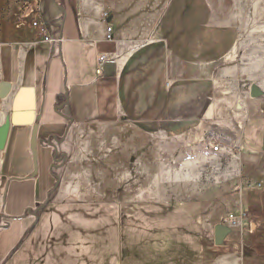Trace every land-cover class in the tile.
Instances as JSON below:
<instances>
[{"label":"crops","instance_id":"1","mask_svg":"<svg viewBox=\"0 0 264 264\" xmlns=\"http://www.w3.org/2000/svg\"><path fill=\"white\" fill-rule=\"evenodd\" d=\"M220 2L37 0L39 35L16 31L0 38V125L9 118L0 151V264H207L208 255L215 258L205 213L200 220L193 206L170 199L128 201L125 188L144 185L142 170L150 171L149 186L157 185V139L173 136L167 130L174 116L188 123L193 108L203 106L159 92L172 93L175 75L193 74L234 48L239 28L216 9ZM99 54L106 59L97 73ZM159 121L168 129L159 130ZM34 125L42 163L52 155L55 163L57 190L49 201L31 176ZM9 157L15 164L5 167ZM11 170L24 173L15 177Z\"/></svg>","mask_w":264,"mask_h":264},{"label":"rangeland","instance_id":"2","mask_svg":"<svg viewBox=\"0 0 264 264\" xmlns=\"http://www.w3.org/2000/svg\"><path fill=\"white\" fill-rule=\"evenodd\" d=\"M220 1L216 9L223 12L229 23L238 26V40L219 62L200 67L193 74L175 75L172 93L159 92V98L199 99L203 106L193 108L188 123L174 116L170 130L166 122L159 121L158 129H168L173 136L157 139V185L153 181L149 186L150 171L142 170L147 176L143 180L145 186L126 187L125 192L128 201H133L135 195L137 200L182 201L199 211L200 220L202 212L205 213L202 222L207 242L215 250V258L208 255L207 264H264V0ZM37 6V0H0V38L16 35V31L31 39L35 38L34 33L39 35ZM60 54L63 94L69 99L67 69ZM174 67L175 71H181L176 62ZM149 87L150 84L144 86V97L150 93ZM2 99L0 85V115ZM187 124L191 140L184 143L182 134ZM32 131L28 149L31 173L34 170ZM243 138L251 143L245 146ZM38 139L37 130L34 145L37 172L33 178H38V194L43 193L45 201H49L57 190V175L54 168L51 170L55 163L53 155L50 162L42 163L41 151L39 154L37 151ZM210 143L219 146L218 153L205 147ZM9 159L5 167L15 164ZM185 159L190 161L189 167L184 166ZM154 164L152 161L151 166ZM11 171L15 177L24 173ZM160 206L169 208L158 203ZM174 210L183 213L180 207L175 206ZM229 215H233L235 222L223 228L222 222ZM132 222L133 219H128L122 226L129 227ZM216 227L226 229L220 244L214 241Z\"/></svg>","mask_w":264,"mask_h":264},{"label":"water","instance_id":"3","mask_svg":"<svg viewBox=\"0 0 264 264\" xmlns=\"http://www.w3.org/2000/svg\"><path fill=\"white\" fill-rule=\"evenodd\" d=\"M8 130H9V118L5 117L4 122L0 125V151H2L5 147V143H6L7 135H8ZM36 132H37V126L34 125L33 131H32V137H31V150H32V153L34 156V170H33V173L31 174V176H35V174L37 172V167L35 164V149H34ZM63 157L64 156H62V159H63ZM55 161H60V159L55 158ZM222 227L226 228L225 226H222ZM223 228L216 227L214 230V241L216 244H220L221 241L223 240V237H224L225 232H226V229H223Z\"/></svg>","mask_w":264,"mask_h":264},{"label":"built area","instance_id":"4","mask_svg":"<svg viewBox=\"0 0 264 264\" xmlns=\"http://www.w3.org/2000/svg\"><path fill=\"white\" fill-rule=\"evenodd\" d=\"M104 17L106 18L107 17V14H104ZM107 36L106 38L107 39H110L111 38V35L109 34V32L111 31V27H107ZM106 59V55L104 54H99L97 56V69H96V72L97 73H100L101 72V65L102 63L104 62V60ZM206 148L210 149L212 152H218L219 151V146L216 145V144H213V143H210L208 144V146H205ZM235 222V219L233 217V215H229L227 218H225L222 222V224L224 226H227L229 225L230 223H234Z\"/></svg>","mask_w":264,"mask_h":264},{"label":"flooded vegetation","instance_id":"5","mask_svg":"<svg viewBox=\"0 0 264 264\" xmlns=\"http://www.w3.org/2000/svg\"><path fill=\"white\" fill-rule=\"evenodd\" d=\"M38 211V210H37Z\"/></svg>","mask_w":264,"mask_h":264}]
</instances>
